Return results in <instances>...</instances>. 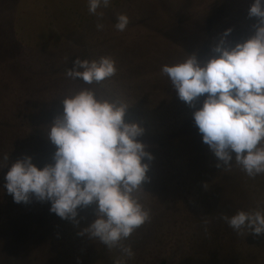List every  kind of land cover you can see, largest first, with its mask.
<instances>
[{"label": "rangeland", "instance_id": "1", "mask_svg": "<svg viewBox=\"0 0 264 264\" xmlns=\"http://www.w3.org/2000/svg\"><path fill=\"white\" fill-rule=\"evenodd\" d=\"M253 2L111 0L98 10L105 27L97 30L87 0H0V158L9 156L0 169V264H114L121 256L81 234L96 205L80 208L77 223L51 212L50 201L16 203L5 187L11 164L26 155L41 168L54 163L48 128L81 87L126 102V121L145 129L138 139L153 154L142 193L152 216L123 241L135 252L127 264H264V234L240 236L220 219L264 208V175L218 168L193 117L207 94L189 106L160 71L192 52L209 59L221 39L226 47L246 40L258 22ZM120 13L131 18L123 32L114 27ZM106 55L118 69L110 79L85 85L66 76L76 57Z\"/></svg>", "mask_w": 264, "mask_h": 264}, {"label": "clouds", "instance_id": "2", "mask_svg": "<svg viewBox=\"0 0 264 264\" xmlns=\"http://www.w3.org/2000/svg\"><path fill=\"white\" fill-rule=\"evenodd\" d=\"M111 0H87L88 12L97 17V30H103L102 8ZM250 17H257L254 33L235 46L225 41L213 48L207 60L195 52L183 59L164 64L166 76L179 98L195 107V125L217 158V167L230 171L233 165L251 179L264 175V0H254ZM120 13L114 25L119 32L130 23ZM231 32L226 30L225 36ZM66 76L85 85L100 84L118 69L110 56L99 59L76 57ZM63 112L48 128V138L56 150L54 163L42 168L31 156L11 164L5 187L16 203H28L33 197L50 201V211L63 219L77 221L79 209L96 205V219L81 234L108 249L119 248L121 256L114 264H127L135 256L131 244L125 245L138 228L150 222L152 210L143 202V184L149 179L153 154L138 139L145 129L128 122L129 105L122 99L99 93L95 87L72 90L62 99ZM3 169L9 156L2 158ZM220 219L238 235L264 234V208L238 210ZM207 225V221H205Z\"/></svg>", "mask_w": 264, "mask_h": 264}, {"label": "trees", "instance_id": "3", "mask_svg": "<svg viewBox=\"0 0 264 264\" xmlns=\"http://www.w3.org/2000/svg\"><path fill=\"white\" fill-rule=\"evenodd\" d=\"M39 222H40L41 224H45V222L43 223L42 220H39Z\"/></svg>", "mask_w": 264, "mask_h": 264}]
</instances>
